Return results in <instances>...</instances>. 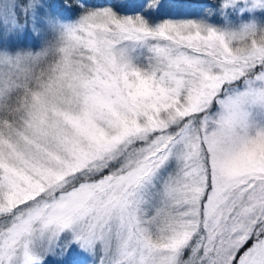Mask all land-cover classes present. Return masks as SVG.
I'll return each instance as SVG.
<instances>
[{"label":"snow or ice","instance_id":"6c2138e0","mask_svg":"<svg viewBox=\"0 0 264 264\" xmlns=\"http://www.w3.org/2000/svg\"><path fill=\"white\" fill-rule=\"evenodd\" d=\"M0 264H264V0H0Z\"/></svg>","mask_w":264,"mask_h":264}]
</instances>
